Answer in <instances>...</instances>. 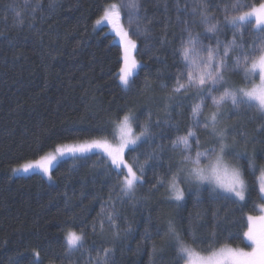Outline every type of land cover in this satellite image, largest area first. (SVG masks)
I'll return each instance as SVG.
<instances>
[{
  "label": "trees",
  "instance_id": "trees-1",
  "mask_svg": "<svg viewBox=\"0 0 264 264\" xmlns=\"http://www.w3.org/2000/svg\"><path fill=\"white\" fill-rule=\"evenodd\" d=\"M120 1L0 0V264H103L105 249L108 264H176L166 235L170 220L182 235L191 227L198 237L215 232L224 242L231 233L232 247L245 246L246 217L259 214L260 204L246 157L237 162L249 185L243 208L213 199L207 186L198 189L182 177L179 207L168 191L182 160L171 140L191 127V106L199 102L195 90L172 91L182 68L174 50L187 36L186 23L202 38H212L205 43L232 41L233 32L223 21L226 6L233 12L236 0H137L139 11L131 17L139 19L129 23L126 17V31L137 46L134 83L128 89L118 79L123 45L107 22L96 24L107 6ZM260 2L241 0L239 10ZM201 4L221 22L220 32H206ZM126 23L121 19L124 28ZM241 31L237 42L250 46L256 39L254 25ZM226 79L229 86H244L242 74L229 72ZM205 103L207 115L213 106L211 99ZM222 113L220 127L258 167L264 166V115L243 106L233 110L230 103ZM125 114L136 117L137 134V123L148 124L152 136L136 151L125 150L124 160L138 175L143 168L131 196L120 190L121 169L102 153H55L69 143L114 142ZM197 134L203 147L212 145L205 130ZM52 154L56 159L48 175L13 172ZM152 155L156 159H148ZM68 231L83 234V247L70 254L64 239Z\"/></svg>",
  "mask_w": 264,
  "mask_h": 264
},
{
  "label": "snow or ice",
  "instance_id": "snow-or-ice-1",
  "mask_svg": "<svg viewBox=\"0 0 264 264\" xmlns=\"http://www.w3.org/2000/svg\"><path fill=\"white\" fill-rule=\"evenodd\" d=\"M127 7L139 11L137 0H128ZM241 0H236L233 5L234 11L229 13L227 6L223 24L230 27L234 39L227 43L216 39L214 44L205 43L211 37H203L200 33L194 32L191 25L186 23L184 32L186 37H181L179 47L175 54L178 56L182 68L177 77V87L172 89L174 94L187 93L195 90L198 103L191 106L192 124L185 134L177 135L171 140L172 151H178L182 160L172 175L168 184L169 199L177 202V207L184 200V191L179 187V175L184 174L182 182H195L197 188L207 186L209 195L215 200L230 201L240 208L244 205L240 202L246 200L249 185L245 179V171L252 176L253 187L258 183L259 215H248L247 230L243 231L241 243L244 247H232L228 242L232 234L225 236L224 242H220L215 232L210 237H198L191 227L185 235H182L173 221L167 225L166 235L169 237L170 246L175 252L176 264H264V166H257L253 157L237 150L234 138L230 142V133L226 128H221L220 123L224 119L222 107L230 103L233 110L241 106L254 110L264 115V0L257 5H252L248 10L240 11ZM200 23L205 26L206 32L218 33L221 31V22L209 17L207 5H200ZM35 11V9H34ZM195 14L197 9H192ZM17 16L20 13L17 12ZM132 19H139L138 16H129V23ZM107 22L112 26L113 32L119 37L123 45L124 66L120 69L118 79L126 88L134 83L132 77L135 74L137 62L132 56L136 50V42L131 39L128 31L121 24V5L112 3L107 6L102 16L96 20L97 25ZM22 24V20L20 21ZM195 23V21H193ZM254 25L256 39L249 46L243 40L238 43L236 36L244 35L241 31L246 26ZM147 31V29H145ZM235 53V56L231 54ZM229 72L242 74L244 86H229L226 74ZM183 81V82H181ZM218 93V94H213ZM211 99L214 110L206 109L205 101ZM203 116V119L201 117ZM136 117L125 114L119 121V143L115 146L107 141L93 140L90 144L79 147L57 148L56 152L63 156L67 153L84 155L92 149H99L105 152L117 169H121L118 175L123 176L121 192L131 196L143 176V168L139 169V175L132 165L124 160L125 150L136 151L141 144L151 139V130L148 124L139 125V133L133 130ZM205 130L212 140L210 147H203L200 136L197 134L200 129ZM115 138V137H114ZM195 145V147H194ZM246 157L247 169L238 166V161ZM55 156H43L35 162L23 164L13 169L14 173H28L32 170H39L48 175ZM148 159H156L155 155ZM122 169H126V173ZM259 173L257 176L256 173ZM49 179L51 177L49 176ZM158 183L163 184L160 179ZM257 207V205H253ZM198 218V217H197ZM111 220V217H109ZM239 238V237H238ZM67 252L70 254L83 247V234L76 231H68L64 237ZM207 245V247H204ZM248 249V250H246ZM38 255V253H37ZM104 262L108 264V249L104 250Z\"/></svg>",
  "mask_w": 264,
  "mask_h": 264
},
{
  "label": "rangeland",
  "instance_id": "rangeland-1",
  "mask_svg": "<svg viewBox=\"0 0 264 264\" xmlns=\"http://www.w3.org/2000/svg\"><path fill=\"white\" fill-rule=\"evenodd\" d=\"M127 4H128V0H121L120 1V5H121V19L124 21V23H126L127 21H126V17H127V14L128 15H130L131 16V13H133L134 12V9H131V8H129V7H127ZM123 13H124V16H123ZM110 25V24H109ZM127 25H129L128 23H126V24H124V26H125V30L127 29L128 30V26ZM111 26V25H110ZM112 27V26H111ZM117 37V39L119 40V37L118 36H116ZM122 46V45H121ZM123 47V46H122ZM212 110H214V108L212 109ZM237 123V122H236ZM232 136H234L233 134H232ZM118 137H119V130L117 129V132H116V140L114 141V142H110L109 144H111V145H113V146H115L116 144H118L119 143V139H118ZM230 139V142H231V140L233 139H231V138H229ZM235 140V139H234ZM236 141V148H237V150H239V151H241L240 149H239V145H241L237 140H235ZM87 144H90L89 142H83V143H69V144H65V145H62V146H59V148H67V147H77V146H81V145H87ZM58 148V147H57ZM56 148V149H57ZM93 150H95V151H98V152H100V153H102L108 160H111L110 158H109V156L105 153V152H103L102 150H99V149H92V151H90V152H88V153H86V154H90V153H92L93 152ZM241 152H243V151H241ZM55 153H56V150H55ZM54 153V154H55ZM245 153V152H244ZM54 154H52V156H54ZM48 156V155H47ZM242 158H244V157H242ZM126 162V161H125ZM180 163H181V160L179 159L178 161H177V167L180 165ZM124 171H125V173H126V169H123ZM15 174H17V173H15ZM184 178V174H180V176H179V178ZM47 178L49 179V176H47ZM132 195V194H131ZM259 214H260V212H259ZM259 214H257V215H259ZM67 233V232H66ZM66 233L64 234V237H65V235H66ZM167 239H168V241H169V237H167ZM246 250H248V249H246Z\"/></svg>",
  "mask_w": 264,
  "mask_h": 264
},
{
  "label": "bare ground",
  "instance_id": "bare-ground-1",
  "mask_svg": "<svg viewBox=\"0 0 264 264\" xmlns=\"http://www.w3.org/2000/svg\"><path fill=\"white\" fill-rule=\"evenodd\" d=\"M247 154V153H246ZM115 242V241H114ZM118 242V241H117ZM113 246H114V244H113ZM114 248V247H113Z\"/></svg>",
  "mask_w": 264,
  "mask_h": 264
}]
</instances>
